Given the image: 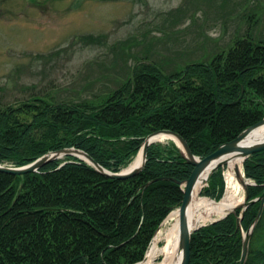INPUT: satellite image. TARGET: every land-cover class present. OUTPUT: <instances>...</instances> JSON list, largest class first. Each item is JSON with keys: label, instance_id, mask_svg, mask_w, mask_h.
<instances>
[{"label": "trees", "instance_id": "obj_1", "mask_svg": "<svg viewBox=\"0 0 264 264\" xmlns=\"http://www.w3.org/2000/svg\"><path fill=\"white\" fill-rule=\"evenodd\" d=\"M236 33L226 52L206 64L189 63L165 74L139 58L113 80L114 88L89 99L53 104L32 95L41 109L26 124L6 109L11 112L0 113V164L18 167L73 147L117 172L158 129L176 132L199 158L209 154L264 114V35ZM193 76L202 84L195 85ZM163 87L170 88L168 101L160 99ZM241 167L254 182L247 186L252 199L264 182V152L252 153ZM191 169L167 142L147 146L141 170L122 180L104 177L69 155L21 176L0 172V264H134L182 195L169 179L142 185L161 176L181 181ZM222 192L218 168L200 194L218 200ZM257 207L254 202L195 229L188 264H237L240 229H247ZM243 264H264V204Z\"/></svg>", "mask_w": 264, "mask_h": 264}, {"label": "rangeland", "instance_id": "obj_2", "mask_svg": "<svg viewBox=\"0 0 264 264\" xmlns=\"http://www.w3.org/2000/svg\"><path fill=\"white\" fill-rule=\"evenodd\" d=\"M246 29L264 35V0H0V113L13 110L26 124L41 109L35 98L55 104L108 92L139 58L165 74L206 64ZM160 92L170 99L169 87Z\"/></svg>", "mask_w": 264, "mask_h": 264}, {"label": "water", "instance_id": "obj_3", "mask_svg": "<svg viewBox=\"0 0 264 264\" xmlns=\"http://www.w3.org/2000/svg\"><path fill=\"white\" fill-rule=\"evenodd\" d=\"M262 129L259 135L261 136L259 139L251 141V142H244L246 136L254 129L259 128ZM160 136L169 137L175 147L178 150L179 156L191 166V171L187 178L181 181H175L169 177H155L148 181H146L141 189L146 187L148 184L157 181V180H172L176 182L179 187L181 188V200L179 206L175 209L176 217H177V232H176V242H175V255L177 257L176 264H188L189 261V239L191 232L195 229L194 227H190L188 223V212L190 209V204L192 200V195L194 188L197 184L201 187L202 184L206 183L209 175L214 172L217 168L226 167L227 163L230 160H239L241 162L251 155L254 152L263 151L264 152V115L260 120L255 122L252 125H249L242 129L233 139L223 142L219 144L215 150L210 152L209 154L199 158L193 155L185 141L179 136L176 132L167 129H158L153 132L147 134L140 144V148L138 152L140 153V160L129 166L127 169L119 171V172H111L104 169L100 166L97 162H95L88 154L73 147L61 148L56 151H50L45 154H42L32 160L31 162L24 164L18 167H11L5 166L0 164V172L10 175H21L27 172L35 171L41 165L59 158L60 155H69L73 156L87 165H89L95 172L99 173L104 177H108L111 179H127L135 174H137L144 162H145V153L146 148L149 144L156 142L154 139ZM235 178H238V171L237 168H233ZM247 185H253V183H246L243 186V201L241 204L233 207L231 210L227 211L223 215L219 216L217 219L224 217L227 213L232 212L235 208H240V211L254 202H258L257 211L254 215L253 220L251 221L250 225L247 229L242 232L241 234V244H240V254L238 258L237 264H243L247 254V247H248V239L254 224L257 222L262 207L264 204V182L262 183L261 187L262 190L258 196L247 200ZM198 187V188H199ZM169 217V214L162 220L159 224L158 228L162 225V223ZM241 215L237 218L240 219ZM157 228V229H158ZM146 257V254L143 256V259L140 262H143ZM140 262L134 263L139 264Z\"/></svg>", "mask_w": 264, "mask_h": 264}, {"label": "bare ground", "instance_id": "obj_4", "mask_svg": "<svg viewBox=\"0 0 264 264\" xmlns=\"http://www.w3.org/2000/svg\"><path fill=\"white\" fill-rule=\"evenodd\" d=\"M261 130L262 129H260L259 127L249 132L244 142H251L259 139L261 137L259 135ZM154 140L160 142L164 140H169V137L160 136L155 138ZM139 160L140 153L138 152L129 166H132ZM233 168H237L238 178H235ZM224 183L225 190L223 192L222 197L217 202L202 197H197L196 192L198 190L199 184L195 186L190 204V209L188 212V223L191 228L195 227L197 224L203 221H206L205 219L209 218L211 215L213 217H219L225 212L231 210L233 207L242 203L243 186L247 183V180L243 178L239 160L236 159L228 161L226 173L224 174ZM176 232L177 217L175 211H173L169 215V221L167 226L162 232L158 233L154 237L146 253L145 260L143 262H140L139 264H150V261H152V259L156 256L160 257L159 262L157 264H176L178 257H174ZM161 239V242L163 244L162 246H158L157 241Z\"/></svg>", "mask_w": 264, "mask_h": 264}, {"label": "flooded vegetation", "instance_id": "obj_5", "mask_svg": "<svg viewBox=\"0 0 264 264\" xmlns=\"http://www.w3.org/2000/svg\"><path fill=\"white\" fill-rule=\"evenodd\" d=\"M199 227H201V226H199Z\"/></svg>", "mask_w": 264, "mask_h": 264}]
</instances>
